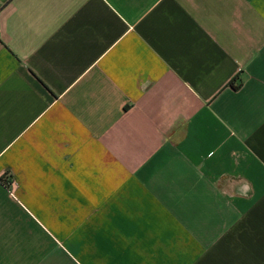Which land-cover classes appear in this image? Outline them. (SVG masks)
Segmentation results:
<instances>
[{"label":"crops","instance_id":"0c3cea01","mask_svg":"<svg viewBox=\"0 0 264 264\" xmlns=\"http://www.w3.org/2000/svg\"><path fill=\"white\" fill-rule=\"evenodd\" d=\"M0 264H264V0H0Z\"/></svg>","mask_w":264,"mask_h":264},{"label":"trees","instance_id":"16d2710c","mask_svg":"<svg viewBox=\"0 0 264 264\" xmlns=\"http://www.w3.org/2000/svg\"><path fill=\"white\" fill-rule=\"evenodd\" d=\"M233 82V81H232ZM231 85H233L232 83H230ZM235 87V86H234Z\"/></svg>","mask_w":264,"mask_h":264}]
</instances>
